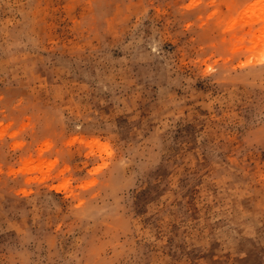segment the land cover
<instances>
[{
    "label": "rangeland",
    "instance_id": "rangeland-1",
    "mask_svg": "<svg viewBox=\"0 0 264 264\" xmlns=\"http://www.w3.org/2000/svg\"><path fill=\"white\" fill-rule=\"evenodd\" d=\"M0 264H264V0H0Z\"/></svg>",
    "mask_w": 264,
    "mask_h": 264
}]
</instances>
